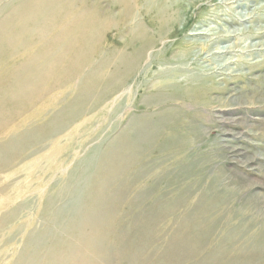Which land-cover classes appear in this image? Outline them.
I'll list each match as a JSON object with an SVG mask.
<instances>
[{
    "label": "rangeland",
    "instance_id": "1",
    "mask_svg": "<svg viewBox=\"0 0 264 264\" xmlns=\"http://www.w3.org/2000/svg\"><path fill=\"white\" fill-rule=\"evenodd\" d=\"M20 1L0 0V19L15 8L28 14L34 1ZM126 1L130 4L121 15L125 1L77 0V7L95 10L108 23L91 46L90 60L67 58L38 90L4 102L0 159L7 163H0V178L17 158L6 150L7 132L38 134L26 141L32 145L28 154L37 152L25 161L14 187L17 200L30 199L34 208H21L22 219L5 225L21 227L12 230L0 264L17 257L29 232L35 240L45 235L41 251L56 241H77L72 247L86 257L70 254L74 263L264 264V0H163L180 10L162 32L152 20L156 7ZM136 3L140 10L131 8ZM134 14L150 30L148 50L132 70L114 64L109 71L116 77L105 75L90 87L91 77L82 86L90 61L97 63L120 47L125 56L135 54L138 40L125 44ZM15 24L10 27L16 34ZM3 46L4 78L12 81L8 67L19 62L9 59ZM88 91L98 99L73 120L69 113ZM61 120L66 126L58 129ZM94 148L103 152L91 165L86 157ZM86 171L93 174L81 200L84 211L78 212L71 198ZM3 187L0 183V216L9 209ZM58 190L62 194L49 205L46 199ZM90 237L97 240L94 250L87 246H94Z\"/></svg>",
    "mask_w": 264,
    "mask_h": 264
},
{
    "label": "bare ground",
    "instance_id": "2",
    "mask_svg": "<svg viewBox=\"0 0 264 264\" xmlns=\"http://www.w3.org/2000/svg\"><path fill=\"white\" fill-rule=\"evenodd\" d=\"M27 1H29V0H21L19 3H23L24 5L25 4L28 5ZM30 1H34V2H33V5L30 6L32 8H29L30 12L28 14L27 13L24 14L22 9H16L15 8L12 10V14H10V16L5 17L4 19H0V44L3 43V45H5V46L0 45L1 49H2V46H3V48L4 47L7 48L9 51V53H8L9 59L17 60L19 62V64L14 65L13 68L8 67V69H9V71L7 72L8 75L12 76L14 74V76H13L14 80L9 81V80L4 78L6 76V72L3 69L4 67H2L3 62L0 60V113H5V111H4L5 109L3 108L4 102L10 96H16V95H18V93L20 94L23 91L26 92V90H32V91L38 90V88H40L42 86L41 82L44 80V78L45 77H47V78L51 77L53 75L52 74L53 69L56 66L61 65V62H63L65 59L69 58L70 60H74L76 62H77V60H80V61L81 60L82 61L90 60L88 53H89V51H91L93 49L91 47L92 44L94 42L98 41V38L96 36L98 35V32H100L108 24L106 17H104V18L101 17V14L98 15V13L95 10H92V9L91 10H83L81 7H77V5L75 4L77 0H30ZM118 1L127 2L126 0H117V2ZM144 1H145V3H144L145 6L143 5L144 6L143 8L149 10V7H151V6L156 7L157 16H156V18L152 17V20L156 19V22H158L157 26L161 30V32L164 29V27H166L170 23L174 22L179 16V10H180L179 6L176 9H172L170 7V4L167 1H163V0H144ZM30 3H32V2H30ZM23 4H21V5H23ZM128 4H130V3L127 2V6L123 10L120 11L121 15L124 14L125 11L127 10L128 6H129ZM141 6L142 5L139 6L138 3H136V6H132L131 8L132 9L135 8L138 10L139 7L141 8ZM70 7H71V9H69ZM129 11L131 12L130 9H129ZM130 12H128V17L130 15ZM153 12H154V10H153ZM64 17H65L66 21H61V19ZM14 19H16L17 24L14 23ZM34 19H36V20H34ZM27 22H30V23L34 22V24L30 27L27 24ZM129 22L133 23V25L131 26V28L129 29L128 32H125V34L128 36L125 44H127L129 42L132 43V42H134V40H138L140 45L138 46V48H136L134 50L135 54H131V55L126 54V56H125V53H124L125 48L120 47V48H117V51L112 52L107 58L102 59L101 61H99L97 63H95L94 61L93 62L90 61L92 64H91L90 70L88 71L87 77L80 80V83L82 86H85V84L89 83V80L91 77L95 81H92L89 84L90 87L91 86L94 87L95 85H97L98 81H96V80H99L101 77H103L105 75H106V78H109V79H112L114 76L116 77V73H112L109 71V67L115 66L114 64H116L115 67H117V70L121 66H124L126 68V71L132 70L137 65L138 59L141 58L143 52H146L148 50V49L146 50V46L149 44L148 43V40H149L148 34H149L150 30H148V28L145 26L144 23H142V21L138 20L137 14H134V16H131V20ZM14 24H15V26H18V28H17L18 31L16 34L13 33V31H11V27H10ZM170 26H172V25H170ZM55 28H59L60 30L65 31V32L60 34L59 32H55V30H54ZM34 37L39 38L40 42L38 44H36L32 41L34 39ZM82 48L85 49L84 53L80 52V50ZM1 49H0V51H1ZM71 52H74L73 57L71 56ZM117 73L119 74V72H117ZM106 81L103 80V81H99V82L102 85H104V84H106ZM10 85H11V87H10ZM70 92H72V90H70ZM97 99H98V93H95V92L93 93L92 91H90V92L88 91L86 97H84V101L74 105L75 106L74 111L72 110L73 112L69 113L70 118L73 117V120H74V119L82 116V114H81L82 111L84 114V112L91 106V104L93 102H96ZM76 114H78V115H76ZM0 117H2V116H0ZM71 122L72 121L68 122V125H70ZM57 126H58V129H62L64 126H66V124H65L64 120H61V122L58 123ZM11 127H12V124H11ZM11 127H10V129H12ZM7 130H8V126H7ZM17 130H19V129H17ZM16 134H17L16 131L7 132L6 137L9 138V142L6 144V150L7 151L10 150L14 153H17V158H16V160L11 161L10 164H6L7 167H6V165L4 166L6 168V170H5L6 172L4 171L5 175L2 178H0V183H3V186L7 189V190H3V191H5L3 195H6L4 197V200L5 201L7 200V205L9 208L6 211V213H2V215L0 216V253L2 251L3 246H6L7 243L9 242L8 239L12 238L14 236V235H12V233H13L12 230L16 227H21L20 226L21 224H20L19 226H12L11 228L6 229L5 225H7L9 223L12 224V223L20 221L22 219V213L20 212L21 208H22V211L27 209V208H23L25 206L26 207L32 206L34 208V204H35L34 202H31L30 199L22 200V201L17 200L18 199L17 195H18L19 190L14 188V187H15L16 183L19 181L20 170H21V172H22V170H24L23 167H24L25 161L29 157H31V155H34L37 152V151H34V153L28 154L29 150L32 148V145H30V143H26V141L33 142L32 139L37 140V134L38 133H36L33 130V132L28 131L27 134H25V136L17 137ZM25 146H26V149H25ZM102 152L103 151L101 148L100 149L94 148L92 151V157H89V158L86 157V159H89L88 163L91 162V165H96L100 159L99 156L102 154ZM3 161H5L4 158L0 159V163H3V164L7 163V162H3ZM87 171L82 176L81 181L77 183V185H76L77 187H75L74 193L72 194V198H71L72 199L71 204L77 209L78 212L84 211L83 210L84 206H82L81 200H82V196L84 194H86V187L90 184L89 179H91L92 174H93V173L91 174V172H87ZM53 194H54L53 196L46 199V202L49 205L53 203V201H54L53 198H56V196L58 194L61 195L62 192L61 191L59 192V190H58V192H55ZM0 197L3 198L2 196H0ZM10 198H13V199L10 201ZM96 199H95V201H96ZM39 200H40V198H39ZM16 201H19V203L17 205H14ZM42 202H43V200H42ZM2 205H0L1 208H2ZM65 207H67V206H65ZM37 211H38V209H37ZM28 213H30V212H28ZM44 213H45V211H44ZM34 214H35V212H34ZM43 217H45V215H43L42 218ZM39 221H41V219H39ZM83 221H84V219H83ZM86 221H84V222H86ZM95 223H96V221H95ZM91 224L89 226H91ZM93 225H95V224L93 223ZM35 226H37V225H35ZM70 226H72V225H70ZM92 227L93 226H91V228ZM83 228H80L81 230L79 231V233L81 235H82ZM34 229H35V227H34ZM93 231L96 232L95 230H93ZM5 232H7V233L3 234ZM23 232H25V231H23ZM60 232H58V233H60ZM32 234L33 233H31V232L28 233V236H27L28 239L25 242L24 246L23 247L20 246L21 247L20 253L18 255H15L17 257L13 261H10L9 264H29V263H27L28 261L25 260V258H26L25 256H27V259L32 257L34 259L33 261H35V262H33L32 260L31 261L34 264H66V262H70V264H86V262L83 259L82 260L84 262L81 261V262H76V263H74L71 260H68L69 257H71L70 254L74 255L75 253L79 254L77 257H83V258L86 257L85 254L82 255L83 251L80 250V248H78L79 250L77 251V250H75L76 248L72 247L73 246L72 242L77 243V241L72 240V242H71L72 244L70 242H68L66 239H65L66 240L65 242H61V243H60V241L59 242L56 241L57 243L55 245H53L52 247H48V246L44 247L43 246V250L41 251L40 245H44L41 243L43 242L45 235L43 234L40 236L39 239L35 240V238L33 239ZM56 235H57V233H56ZM69 235H71V234H69ZM99 235L100 234H98V236ZM83 236H85V235L83 234ZM79 237L81 239V236H79ZM96 237H97V235H96ZM99 237H98V242L102 241V240H99ZM91 238L93 240L91 243L94 242V246H92L91 244L87 245L90 248V250H91V248L96 247L95 241H97V240H95L94 237H90V239ZM70 240H71V237H70ZM89 241H91V240H88L87 243ZM82 243L83 242L81 241V244ZM47 244H45V245H47ZM98 245H100V244L98 243ZM81 248L83 249V246H81ZM97 248H98V246H97ZM93 250H94V248H93ZM95 250H97V249L95 248ZM94 252H96V251H94ZM9 253L10 252H8L7 254H9ZM89 255H92V254L89 253ZM96 258H99V255H96ZM87 259H89V257ZM94 259H95V256H94ZM99 259H101V258H99ZM109 259H110V257H109ZM24 260L26 262H24ZM103 260H104V258H103ZM105 263H107V262H105ZM108 264H109V261H108Z\"/></svg>",
    "mask_w": 264,
    "mask_h": 264
}]
</instances>
